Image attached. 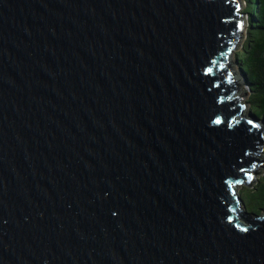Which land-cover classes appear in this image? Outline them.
<instances>
[{"label": "water", "instance_id": "water-1", "mask_svg": "<svg viewBox=\"0 0 264 264\" xmlns=\"http://www.w3.org/2000/svg\"><path fill=\"white\" fill-rule=\"evenodd\" d=\"M243 7L0 0V264H264Z\"/></svg>", "mask_w": 264, "mask_h": 264}, {"label": "trees", "instance_id": "trees-1", "mask_svg": "<svg viewBox=\"0 0 264 264\" xmlns=\"http://www.w3.org/2000/svg\"><path fill=\"white\" fill-rule=\"evenodd\" d=\"M243 12L248 15L246 39L237 52L238 62L244 73L249 95V109L260 118L264 116V0H243ZM246 207L254 212L264 210V175L253 187L244 186L241 191ZM248 209V208H247Z\"/></svg>", "mask_w": 264, "mask_h": 264}, {"label": "rangeland", "instance_id": "rangeland-1", "mask_svg": "<svg viewBox=\"0 0 264 264\" xmlns=\"http://www.w3.org/2000/svg\"><path fill=\"white\" fill-rule=\"evenodd\" d=\"M244 7H245V4H244ZM244 7L240 9V12L244 13V12H243ZM247 98H248V97H247ZM247 98H246L245 100H243L244 103H247ZM248 107H249V106H248ZM248 107L246 108V112L249 111ZM261 157H262V159H263V158H264V154L261 155ZM262 172H263V174H262L261 176H259V178L262 177V176L264 175V170H263ZM242 188H243V187L239 188V190H238L240 193H241V191H242ZM247 206H248V207H247V208H248V209H247L248 212H250V213H257V212H254V211H253V208H252L249 204H247Z\"/></svg>", "mask_w": 264, "mask_h": 264}, {"label": "snow or ice", "instance_id": "snow-or-ice-1", "mask_svg": "<svg viewBox=\"0 0 264 264\" xmlns=\"http://www.w3.org/2000/svg\"><path fill=\"white\" fill-rule=\"evenodd\" d=\"M236 8L239 9V4L236 5ZM236 26H237L238 28H242V27H243L242 21H237ZM234 34H235V33H234ZM241 107H243V106H241ZM215 122H216L217 124H219V123H220V120H216ZM247 123H249V124H253V121L250 119V120L247 121ZM252 167L255 168L256 165L253 164ZM250 179H251V177H250ZM236 183H243V181H236Z\"/></svg>", "mask_w": 264, "mask_h": 264}, {"label": "bare ground", "instance_id": "bare-ground-1", "mask_svg": "<svg viewBox=\"0 0 264 264\" xmlns=\"http://www.w3.org/2000/svg\"><path fill=\"white\" fill-rule=\"evenodd\" d=\"M248 85V84H247ZM249 108V107H248Z\"/></svg>", "mask_w": 264, "mask_h": 264}]
</instances>
